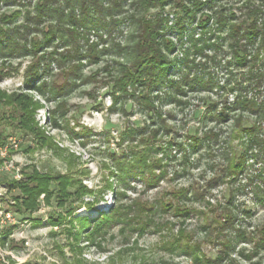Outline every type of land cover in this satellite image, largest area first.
Here are the masks:
<instances>
[{
    "label": "rangeland",
    "instance_id": "rangeland-1",
    "mask_svg": "<svg viewBox=\"0 0 264 264\" xmlns=\"http://www.w3.org/2000/svg\"><path fill=\"white\" fill-rule=\"evenodd\" d=\"M42 1L0 0V15L22 11L9 24L20 26V42L25 36L43 38L42 30L54 26V36L38 56L44 57L42 67L50 65L42 79L59 88L53 94L44 89V96L25 90L24 72L34 58L18 50L10 56L0 53V63L11 69L0 80V89L30 92L39 101L35 118L55 148L8 128L0 146V210L10 211L3 179H20L28 164L79 177L96 192L106 188L108 179L114 188L102 193L94 210L85 205L72 210L77 203L71 201L58 206L54 197L33 220L10 211L15 223L6 225L12 232L2 244L3 262L264 264V0H165L148 9L140 0H121L122 7L102 25H94L101 15L91 11L88 26L78 25L76 34L68 32L73 26L66 0H45L41 22L27 18ZM78 7L75 13L80 15ZM58 9L67 16L61 18ZM143 14L160 20L158 38L172 44L165 51L170 67L157 86L130 83L122 93L112 87L120 63L126 62L117 46L132 42L138 32L135 19ZM91 46L101 51L99 62L85 56ZM68 51H79L84 65L79 66L83 79L71 87L66 77L73 76L66 70L79 60L62 57ZM145 95L152 108L144 104ZM240 124L254 129H239ZM148 149L159 176L156 184H146L149 171L129 177L126 184L112 176L111 171L120 173L119 162L131 160L135 150ZM235 164L242 167L232 172ZM117 201L132 208L94 241L83 242L82 254L75 255L69 242L76 216L94 218L119 205ZM162 202L170 204L167 210ZM60 213L65 222L51 225L50 215Z\"/></svg>",
    "mask_w": 264,
    "mask_h": 264
},
{
    "label": "trees",
    "instance_id": "trees-1",
    "mask_svg": "<svg viewBox=\"0 0 264 264\" xmlns=\"http://www.w3.org/2000/svg\"><path fill=\"white\" fill-rule=\"evenodd\" d=\"M165 0H140V5L144 9L148 7L162 4ZM103 0H66V6L70 8L69 21L72 23V28L68 29L69 34H76V27L78 25L88 26L91 11H95L101 15L98 20H94V25H102L105 23V17L112 15V12L116 8L122 7L121 0H114V3L109 7L103 6ZM75 4H78L80 15L75 13ZM200 6V3H197ZM47 8V1L37 3V13L31 16V13H27V18L35 19L41 22L44 12ZM186 8V7H185ZM48 9V11H50ZM61 18L67 16L64 11L58 9ZM186 11L190 12L189 8ZM22 11H14L12 13H2L0 15V53L1 55L10 56L18 50H23L28 54H32L33 61L27 66L24 72V86L25 90H36L44 96V89L49 88L51 94L59 88L56 83H49L42 79L45 70L50 69V65L42 67L43 56H38L40 47L46 44L47 40H50L54 36V26L49 25L47 30H42L44 37L34 36L28 38L24 37L22 42L16 38V32H19L20 26L9 27V24L16 20L21 15ZM138 32L133 35L132 42L126 46H117L118 52H124L126 62L120 63V69L118 76L114 79L112 85L114 90L126 92V87L130 83H141L145 87L157 86L161 83L169 70V61L165 51L172 49V44L169 41H161L158 38L160 20L147 19L146 15H140L135 19ZM25 28H29V25H24ZM235 27V26H234ZM61 29V28H60ZM63 37V34L60 35ZM101 51L97 50L96 46H91L86 52L85 56L92 61L99 62ZM79 51H68L67 55L62 57H72L78 59V63H73L66 71L72 78L66 77V86H76L77 80L83 79L82 73H80V67L84 66L80 61L82 55ZM240 56V55H239ZM244 60V57H241ZM79 64V65H77ZM18 70V68L14 69ZM11 75V69L5 66L4 62L0 63V80ZM188 83L195 87L196 82L188 81ZM204 87H209L208 84L202 83ZM177 91H181L180 86L174 85ZM23 89V90H24ZM113 94L116 96L115 91ZM144 104L148 108H152L151 99L145 95L143 97ZM39 101L35 100L30 92L24 91H12L7 92L0 89V146H3L7 140V130L11 128L12 131H21L26 134H30L33 140H36L41 146H48L55 148L53 138L48 136L45 131L39 126L37 119L35 118L36 110L39 108ZM246 129L252 131L253 127H244L241 124L239 129ZM135 134V129H131V134ZM133 135V134H132ZM138 147V146H135ZM149 149L146 151H134L131 160L128 162H119V171H111L112 176L118 177V182L126 184L127 179L137 174L145 175L144 173L149 171L152 177L145 179L147 185H153L158 182V177L154 173L155 163L150 161ZM75 158V157H74ZM4 159L0 157V167L3 165ZM158 162V161H157ZM150 164V165H149ZM236 167L241 168L242 165H232V172H236ZM235 168V169H234ZM77 172V171H76ZM81 175V171L77 172ZM3 182L8 188L10 193V200L8 205L9 210L14 214H17L22 220H33L32 215L37 212L42 204L50 205L54 197L57 198L58 206H66L67 201L77 203L78 208L81 205H85L88 209H95V204L103 198V192L107 188H114V184L109 179L107 180L106 188L94 191L83 183V181L74 175L66 173H50L40 171L36 165L28 164L21 168V178L17 179L13 176L10 179H3ZM43 196V198H42ZM86 196H92L93 201L85 200ZM115 207L109 211H100L99 216L94 218L88 215L76 216L77 225L70 229V249L75 255L82 254L81 245L83 242H92L100 234H102L106 227L110 226L116 220L121 218L132 208V205L124 206L120 205L117 201ZM161 208L167 210L170 204L165 202L161 203ZM1 209V207H0ZM127 216V215H126ZM51 225H60L65 222L66 216L63 214L50 215L48 218ZM36 220V219H35ZM71 222L74 220L70 219ZM40 223V220L37 221ZM87 229L86 232L84 230ZM12 229L7 226L1 228L0 226V240L4 244L6 239L11 234ZM85 241H82L85 239ZM10 258V257H9ZM12 260V259H11ZM80 264V260H77ZM15 263L12 260V264ZM0 264H5L0 259ZM20 264H36L31 261H25ZM65 264H69L65 261Z\"/></svg>",
    "mask_w": 264,
    "mask_h": 264
},
{
    "label": "built area",
    "instance_id": "built-area-1",
    "mask_svg": "<svg viewBox=\"0 0 264 264\" xmlns=\"http://www.w3.org/2000/svg\"><path fill=\"white\" fill-rule=\"evenodd\" d=\"M14 223H15V219H14L13 214L10 211L0 210V226H1V228L5 227L8 224H14ZM2 248H3V246H2V243L0 240V259L4 262H7L5 260L4 254L2 252V250H3Z\"/></svg>",
    "mask_w": 264,
    "mask_h": 264
}]
</instances>
